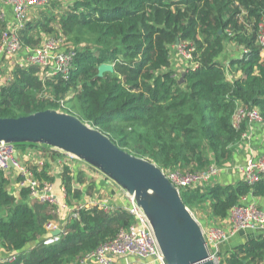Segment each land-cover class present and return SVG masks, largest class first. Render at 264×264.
I'll use <instances>...</instances> for the list:
<instances>
[{
    "label": "trees",
    "instance_id": "1",
    "mask_svg": "<svg viewBox=\"0 0 264 264\" xmlns=\"http://www.w3.org/2000/svg\"><path fill=\"white\" fill-rule=\"evenodd\" d=\"M63 1L32 8L18 35L22 45L32 48L44 36H64L76 49L67 79L42 78L39 66L14 64L0 85V117L64 104L66 113L119 148L163 171L184 172L229 161L246 128L245 121L239 127L232 123L238 107L257 109L264 123V43L258 28L264 0ZM6 27L0 18V36ZM176 40L189 54L180 65L173 63ZM229 46L236 50L224 61ZM102 63L112 64L113 71L98 76ZM181 67L184 77L178 82ZM15 146L25 152L46 145ZM61 156L52 151L39 169L30 160L26 164L36 178L53 182L51 160ZM56 176L65 203L79 207L66 216L58 239L45 243L51 234L47 222L58 220L56 205L32 198L28 187L20 186L15 195L13 182L21 177L12 181L0 169V243L8 252L0 264H80L133 222L121 206L104 210L99 201L80 204L87 191L100 190L82 170L62 164ZM179 193L190 210L223 219L242 196L264 195V173L252 185L216 182ZM216 255L217 264H264V234Z\"/></svg>",
    "mask_w": 264,
    "mask_h": 264
},
{
    "label": "built area",
    "instance_id": "2",
    "mask_svg": "<svg viewBox=\"0 0 264 264\" xmlns=\"http://www.w3.org/2000/svg\"><path fill=\"white\" fill-rule=\"evenodd\" d=\"M48 1L49 0H0V9L3 5H10L14 20L13 26L11 28L6 27L1 33L0 53L7 59H9L8 57L11 58L13 55L16 58V62L14 63L16 65L39 66L42 78L59 75L67 79L73 59L76 55V49L66 41L64 36L61 34L44 36L40 45L32 48L22 45L18 35V30L29 19V10L42 6ZM0 18H3L1 13ZM258 28L259 41L263 44L264 20L259 22ZM56 110L60 111L59 108ZM247 120L262 123V118L257 109L247 110L242 106L238 107L233 115V125L239 127L241 122ZM52 151L56 150L52 149ZM57 152L63 154L57 161L60 165L68 164L66 162L68 157L75 158L72 155L58 150ZM17 154L18 150L15 143L1 142L0 169L3 170L5 174H9L13 171L16 176H20L21 180L19 181V185L21 187H28L32 198L56 205L55 211L58 215V220L48 221L46 228L49 232L58 229L59 233L57 235L50 234L44 242L50 243L55 241L58 239L59 234L63 232L64 220L73 208L66 204L65 201H59L52 193V182L36 178L26 162L21 161V159L17 157ZM44 159L45 157L39 156V154L31 158L33 164H35L38 169L42 167ZM10 162L12 166L9 164ZM219 168L220 167L216 164L212 163L207 169L201 171L184 172L180 170H168L163 172L177 189L180 190L184 188H203L210 184L212 177L216 175ZM239 170L243 174V181L245 183L248 185L254 184L264 173V155L257 160H247L239 167ZM61 191H63L64 194L65 190L63 187ZM126 196L128 199V206L125 209L133 217V222L127 228L118 231L113 238L99 244L97 248L84 257L83 261L93 260L95 264H115L119 258L134 256L144 261L150 260V264H166L149 220L142 209L135 203L134 198L128 193H126ZM243 197L244 196L241 198ZM106 201L107 199H103L101 202H98V205L104 210H109L112 205H109ZM96 202V200H93L91 204H95ZM62 212L68 213L63 215ZM73 215L77 216V213L74 212ZM229 216L233 227L236 229H264V212L259 210L254 204L238 202L230 208ZM227 236V232L222 228L214 227L204 232L210 258L213 261L215 260L214 255L218 252L219 244L222 243ZM4 258H6V256H4ZM13 258L14 257L11 256L8 259L12 260ZM2 259L3 258L0 257V260Z\"/></svg>",
    "mask_w": 264,
    "mask_h": 264
},
{
    "label": "water",
    "instance_id": "3",
    "mask_svg": "<svg viewBox=\"0 0 264 264\" xmlns=\"http://www.w3.org/2000/svg\"><path fill=\"white\" fill-rule=\"evenodd\" d=\"M178 43L176 40L175 45ZM108 71H113L110 63L97 67L98 76ZM179 72L178 82H183L184 70ZM1 142L35 143L73 154L134 198L150 222L166 264H216L210 258L199 222L163 170L119 148L77 116L46 109L19 117H0ZM244 229L264 234L261 228ZM50 233L57 235L59 230Z\"/></svg>",
    "mask_w": 264,
    "mask_h": 264
},
{
    "label": "crops",
    "instance_id": "4",
    "mask_svg": "<svg viewBox=\"0 0 264 264\" xmlns=\"http://www.w3.org/2000/svg\"><path fill=\"white\" fill-rule=\"evenodd\" d=\"M0 13L3 15V20L6 22L7 27L11 28L14 24V20L10 5H3L0 9ZM3 59L4 61H2ZM13 64V61L7 59L2 53H0V85L8 79V72L12 69ZM245 124L246 128L242 133L243 140L237 145L229 161H227L224 166L220 167L216 175L212 177L210 181L211 184L216 182L220 184H229L243 181V174L239 170V167L249 159L257 160L264 155V124L252 120L245 121ZM18 151V153L22 154L25 162H27L26 160L28 159L32 161L31 158L39 154L31 149H27L25 152H21L20 150ZM58 159L59 157H56L55 160H51L52 165L54 166L51 168L52 173L51 171L50 173L55 175V179L52 182V193L59 201L62 202L65 200V196L63 191H61L62 187L60 177L56 176L62 166L57 162ZM58 165H60V167ZM96 181L98 187H100V191L104 192V198H98L93 195V197L83 199L81 203L83 202L84 204H88L93 201V198H96V201L99 202H101L102 199H107L106 202L112 206H121L123 208L128 206L127 196L121 190H116V188L110 184V179L107 180V177L99 176ZM14 185L17 187L15 188L14 193L17 195L20 186L19 182H15ZM239 202L254 204L259 210L264 212V195L254 196L251 193H248L241 198ZM71 207L76 208L79 207V205L75 204ZM67 213L68 212H62L63 215ZM199 214L202 215V223L205 224L206 230L211 229L215 225H219L215 228H222L225 232H227V238L218 246V252L220 253H224L236 244L244 243L248 239L257 235V232L254 231L234 228L231 223L229 213L227 217L223 219L209 217L206 212ZM4 256H8V252L3 249L2 244L0 243V257ZM80 264H95V262H93V260H84ZM115 264H150V260L144 261L134 256H126L117 259Z\"/></svg>",
    "mask_w": 264,
    "mask_h": 264
},
{
    "label": "rangeland",
    "instance_id": "5",
    "mask_svg": "<svg viewBox=\"0 0 264 264\" xmlns=\"http://www.w3.org/2000/svg\"><path fill=\"white\" fill-rule=\"evenodd\" d=\"M63 2L64 3H68V0H64ZM173 50H174V52H173L174 62L173 63H176L177 65H180L179 62H184V60H186V58L188 57V53L184 49V47L181 46V45H179V44L176 45L175 48H173ZM228 50L229 51H227V54L225 56H223L224 55L223 54L222 57H221L224 61L227 59L228 55H230L231 53H234L235 52L236 48L229 46L228 47ZM8 58H9V60L13 61L14 63L16 62V58L13 55L11 56V58L10 57H8ZM176 59H177V61H176ZM180 69H183V68L181 67ZM238 73L239 72L236 71V74H238ZM64 108H65V105L63 104L61 107H59V110L61 112H65L64 111ZM262 123H263V121H262ZM52 149L53 148H51L49 146H44V147L34 148V149H31V150H34V152L39 153V156H43V157L48 156V157H51L52 156ZM55 150L57 151L58 149H55ZM17 157L19 159H21V161H25L24 158H23V156H22V154L18 153L17 154ZM66 162L69 164V166H71L73 168V170H77V169L82 170L85 173V175L87 176V178L89 180H96L99 176L106 177L98 169L94 168L93 166H91L90 164L86 163L83 160H79V159H76V158H70V157H68L66 159ZM53 166L54 165H52V167ZM58 166L60 167V165H58ZM54 168H58V167H54ZM60 169H61V167H60ZM51 173H52V169H51ZM9 174L12 176L11 177L12 178V181H14L15 178H16L15 177L16 174L13 171H11ZM14 183L15 182H13V189L12 190L15 191V188H17V187H15ZM110 184L113 185L116 188V190H121L126 195V191L124 189H122L120 186H118L117 184H115L113 181L110 180ZM81 188H84V187H81ZM103 194H104L103 191H100L99 190V192H96V189H93V190L87 191V193L85 195V199L86 198H89V197H93V195H95L98 198H104L103 197L104 196ZM93 200H96V198H93ZM81 204H84V203H81ZM88 204H91V203H88ZM190 211L193 214V216L195 217V219H197V221L199 222L200 227H201V229L203 231V235H204V232L206 231V227H205V224L202 223V218H201L202 215L199 214V212H196L194 209L193 210H190ZM216 226H219V225H215L212 228H214ZM214 256H215L214 262L217 264L218 261H219V257L216 256V255H214Z\"/></svg>",
    "mask_w": 264,
    "mask_h": 264
},
{
    "label": "bare ground",
    "instance_id": "6",
    "mask_svg": "<svg viewBox=\"0 0 264 264\" xmlns=\"http://www.w3.org/2000/svg\"><path fill=\"white\" fill-rule=\"evenodd\" d=\"M66 153L71 154V153H69V152H66ZM71 155H73V154H71ZM130 196H131V195H130Z\"/></svg>",
    "mask_w": 264,
    "mask_h": 264
}]
</instances>
